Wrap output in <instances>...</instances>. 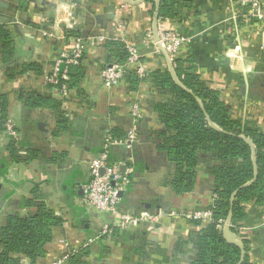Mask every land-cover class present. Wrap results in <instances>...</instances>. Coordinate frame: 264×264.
<instances>
[{
  "label": "crops",
  "instance_id": "obj_1",
  "mask_svg": "<svg viewBox=\"0 0 264 264\" xmlns=\"http://www.w3.org/2000/svg\"><path fill=\"white\" fill-rule=\"evenodd\" d=\"M186 1L181 18L170 20L159 18L158 0H0V25L11 29L15 40L11 63L5 64L0 52V93L8 98L9 123L18 141L28 145L21 153L26 155V149L39 153L29 163H15L8 149L15 139L7 130L0 131V228L8 216L24 210L38 189L49 208L64 220L55 229L41 264L70 258L86 246L87 264H193L198 249L193 238L208 223L192 216L214 204L215 179L205 161L194 191L175 194L173 166L157 153L152 141L163 129L155 106L165 97L149 76L171 70L157 46L158 31L190 37L179 60H194L202 82L219 92L234 118L252 121L263 133L264 33L256 23L239 18L243 10L237 0ZM66 25L97 33L103 40L86 47L80 91L63 95L49 87L48 79L57 60L71 51L73 40L65 38ZM109 39L123 41L140 56L147 79L134 91L126 81L111 89L103 85L101 64L108 57ZM26 93L61 102L65 120H59L49 107L27 110ZM136 103L141 105L143 121L135 156L129 158L131 165L125 171L134 189L122 194L121 208L131 214L149 212L157 222L101 236L109 217L98 218L81 204L90 178L88 165L104 151L114 128L127 132L133 128ZM42 124L45 130L40 129ZM134 128L137 131V125ZM117 149L118 156L127 150ZM247 215L237 234L223 231L224 236L240 246L247 243L250 263L264 264V206L250 204Z\"/></svg>",
  "mask_w": 264,
  "mask_h": 264
},
{
  "label": "trees",
  "instance_id": "obj_2",
  "mask_svg": "<svg viewBox=\"0 0 264 264\" xmlns=\"http://www.w3.org/2000/svg\"><path fill=\"white\" fill-rule=\"evenodd\" d=\"M158 1L159 18L170 20H179L182 10L188 4L186 0ZM96 35L86 30H65V38L72 40L87 41ZM14 42L12 30L0 25V52L5 64L14 59ZM106 46L108 57L101 64V70L128 62L130 51L123 41L109 39ZM86 61L84 54L81 64L73 67L62 65L60 75L67 69L68 81L61 80L58 85L49 84V87L61 90L65 85L69 91H80ZM196 67L192 59L178 60L174 68L175 77L170 72L150 74L149 79L165 97L163 102L155 106L163 129L152 141L157 153L173 166L171 188L177 195L194 191L200 164L206 161L211 166L210 174L215 179V201L209 209L212 218L193 238L198 248L193 264H251L247 243L240 246L230 242L224 236L222 227L230 221V232L237 234L240 224L247 219V207L252 203L264 206V133L252 121L234 118L231 108L223 102L219 92L202 82ZM146 79V75L141 77L129 70L124 81L134 91ZM24 105L27 110L49 107L59 114V120H65L61 102H55L52 98L26 93ZM8 108L7 96L0 93L2 132L7 130L9 123ZM142 121L138 119L134 124L137 125L138 137ZM127 134L123 129L114 128L108 136L115 141H125ZM26 145L15 140L9 145L15 163H29L37 159L38 151L26 149V155L21 153ZM137 145L134 144L130 151H122L123 154L119 156L116 150H120L111 147L108 152L109 163L123 162L126 166L131 165L129 158L135 156ZM132 189L133 180L128 184L126 192ZM33 195L25 203L24 210L8 216L5 226L0 228V264H22L25 260L29 264H41L54 240L55 229L64 224V220L46 204L38 189L35 188ZM88 255L89 246H86L71 253L69 264H87L85 258Z\"/></svg>",
  "mask_w": 264,
  "mask_h": 264
},
{
  "label": "built area",
  "instance_id": "obj_3",
  "mask_svg": "<svg viewBox=\"0 0 264 264\" xmlns=\"http://www.w3.org/2000/svg\"><path fill=\"white\" fill-rule=\"evenodd\" d=\"M236 3L243 10L239 18L244 22L256 23L264 33V0H237ZM126 5L128 4L126 3ZM66 26V29H68L69 25ZM96 40L103 39L99 38L98 34L89 38L87 41L83 39H74L72 41L71 51L57 60L54 73L48 79L49 84L58 85L61 80L68 81L67 69L60 75V67L62 65L73 67L81 64L83 62L86 47L94 45ZM190 42V37L163 29L158 31V39L156 41L157 46L163 52L173 69L175 68V63L179 60L183 47L187 46ZM129 51L130 57L125 65L115 64L101 70L100 76L105 88L111 89L119 83H122L125 80L127 71L133 68H137L136 73L139 76L143 77L146 75L142 65H140V56L138 53L131 48H129ZM59 91L63 95L69 92L65 85ZM132 115L135 120L141 118V105L139 103L134 105ZM7 131L13 136L15 141H18L15 129L10 123L7 124ZM137 138L138 136L134 127L129 129L125 141H115L112 140L110 136H107L104 151L98 158L90 161L88 165L90 178L89 182L83 187L81 204L85 210L95 211L98 218L109 217L110 222L103 226L101 236L111 235L117 230L124 231L139 228L146 223L155 224L157 222V217L146 211L137 214L125 213L122 211L121 195L126 192L127 186L130 183L128 173L121 172V168L124 166L126 167V164L123 162L111 164L108 159V152L111 147L118 148L124 146L130 151L133 145L137 143ZM211 218L212 213L210 210L197 211L192 216V219L197 221L200 220L205 223H209ZM227 226L228 221L223 224V231H226ZM67 260H69L68 256L52 264H65ZM25 262L26 260L23 261L22 264H25Z\"/></svg>",
  "mask_w": 264,
  "mask_h": 264
},
{
  "label": "water",
  "instance_id": "obj_4",
  "mask_svg": "<svg viewBox=\"0 0 264 264\" xmlns=\"http://www.w3.org/2000/svg\"><path fill=\"white\" fill-rule=\"evenodd\" d=\"M170 67H171L170 73L172 74L173 77H175V71H174L173 67L171 66V64H170ZM39 126H40L41 130H45L44 129L45 125L42 124V125H39ZM125 171H126V167L124 166V167L121 168V172L125 173ZM229 225H230V221H228V226L226 227V231H224V232L225 233L227 232V233L231 234Z\"/></svg>",
  "mask_w": 264,
  "mask_h": 264
}]
</instances>
